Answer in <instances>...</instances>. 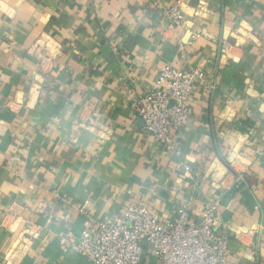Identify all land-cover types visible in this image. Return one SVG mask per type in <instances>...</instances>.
Listing matches in <instances>:
<instances>
[{
  "label": "crops",
  "instance_id": "crops-1",
  "mask_svg": "<svg viewBox=\"0 0 264 264\" xmlns=\"http://www.w3.org/2000/svg\"><path fill=\"white\" fill-rule=\"evenodd\" d=\"M167 65L200 72L180 137L194 186L130 108ZM213 197L223 264H264V0H0V264H92L66 247L74 203L168 220Z\"/></svg>",
  "mask_w": 264,
  "mask_h": 264
},
{
  "label": "built area",
  "instance_id": "built-area-1",
  "mask_svg": "<svg viewBox=\"0 0 264 264\" xmlns=\"http://www.w3.org/2000/svg\"><path fill=\"white\" fill-rule=\"evenodd\" d=\"M166 17L179 22L183 12L171 3ZM199 75L197 68L178 70L162 66L152 87L130 104L134 116L142 120L143 129L176 159L174 168L192 186L197 183L196 177L183 153L180 137L192 115L189 95ZM233 178L227 183L224 177L222 188H237L244 180L241 174ZM86 205L87 202L73 204L85 218V225L66 247L92 264H142L147 249L158 264H223L229 251V238L215 230L219 197L207 200L195 218L189 215L190 204L185 202L177 215L168 220L151 213L145 203L129 204L119 217L95 220Z\"/></svg>",
  "mask_w": 264,
  "mask_h": 264
}]
</instances>
